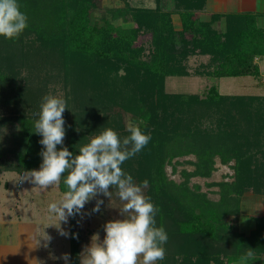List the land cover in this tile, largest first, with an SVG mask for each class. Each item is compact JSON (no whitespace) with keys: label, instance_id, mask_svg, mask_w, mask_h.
<instances>
[{"label":"trees","instance_id":"trees-1","mask_svg":"<svg viewBox=\"0 0 264 264\" xmlns=\"http://www.w3.org/2000/svg\"><path fill=\"white\" fill-rule=\"evenodd\" d=\"M117 1L102 9L101 0H17L28 26L15 41L0 36V173L39 170L34 113L43 96H61L63 146L74 155L106 128L122 139L129 121L151 135L121 167L137 184L148 180L142 191L159 209L155 226L168 241L157 264H235L248 248L257 260L247 264H264V215L248 216L247 232L239 227L242 198L264 200V97L222 95L214 85L202 96L165 90L168 77H258L264 33L249 14L227 15L215 29L221 18L198 17L205 0ZM193 56L207 61L191 73ZM215 158L233 162V180L210 184L218 188L213 201L190 179L208 178ZM184 164L193 170H181L180 182L168 177L166 167L175 174ZM58 187L67 191L63 177ZM76 216L70 264H79L83 241Z\"/></svg>","mask_w":264,"mask_h":264},{"label":"clouds","instance_id":"clouds-1","mask_svg":"<svg viewBox=\"0 0 264 264\" xmlns=\"http://www.w3.org/2000/svg\"><path fill=\"white\" fill-rule=\"evenodd\" d=\"M27 21L17 0H0V36L15 41L27 28ZM66 109L68 105L63 97L43 96L33 122V132L42 137L38 141L43 146L39 153L42 163L39 170L24 171L19 183L27 181L34 185L33 188L44 190L58 185L63 177L67 191L48 205V212L55 220L49 226L55 227L64 237H68L69 232L61 227V222L67 224L69 217L80 215L83 218L101 212L104 200L97 197L102 195L110 202L115 192L121 201L118 210L122 219L109 220L102 226L105 233L102 241L99 233L93 234L90 245L79 256L80 264H157L164 260L163 245L168 235L163 227L155 226L159 209L142 191L148 186V180L137 184L121 167L148 145L151 135L129 121L126 125L128 135L122 139L116 131L106 128L74 155L63 146L66 121L62 114ZM94 198L91 212H84L85 205ZM72 238L77 235L73 233ZM42 239L47 247L51 237L45 233ZM59 259L69 264L70 255L64 253ZM255 260L254 249L248 248L240 257V264Z\"/></svg>","mask_w":264,"mask_h":264},{"label":"rangeland","instance_id":"rangeland-1","mask_svg":"<svg viewBox=\"0 0 264 264\" xmlns=\"http://www.w3.org/2000/svg\"><path fill=\"white\" fill-rule=\"evenodd\" d=\"M130 1H133L135 6H154L153 0ZM118 3L117 0H101L100 6L103 9L106 6L118 5ZM176 23L177 21L174 19V24L177 25ZM206 61V57H190L188 60L189 71L193 73L198 65L205 64ZM212 85L217 87L222 95L264 97V85H261L257 77L225 78L216 81L209 77H197L191 74L188 77H168L165 80V90L168 93L202 96ZM2 132L6 134V131ZM184 160L194 161V157L179 159V161ZM232 164L231 161L228 165H223L218 158H215L214 171L211 175L208 178H191L190 185L199 186L201 193H206L210 200L216 201L218 200V188L210 184L232 182ZM181 170L192 171L193 167L186 164L178 166L175 174H172L170 168L166 167V174L172 180L180 182L179 172ZM21 176L14 172L0 173V264H24L19 262V259L25 256L26 264H34L37 258L40 264H64V261L59 258L64 253L69 254L70 239L69 236H61L55 227L49 226L55 223V220L48 212V205L59 200L63 193L58 185L40 190L33 188L34 185L27 181L19 183ZM97 198L104 200L101 212L85 215L83 218L80 215L76 216L75 227L81 231L83 239L80 254L85 247L90 245L93 234L99 233L100 240H103L105 233L102 226L107 221L122 219L118 210L121 207V201L116 198L115 192H113L110 202L107 197L102 195ZM242 199L244 200L240 202L239 206L243 217L240 218L239 227L240 230L247 232L252 225L248 216L264 215V200L262 197L251 198L249 194ZM94 205L95 198L85 205L83 211L91 212ZM61 227L70 233L69 219L67 224L61 222ZM45 233L51 237L47 247H44L45 242L42 239ZM54 260L56 263L53 262Z\"/></svg>","mask_w":264,"mask_h":264},{"label":"crops","instance_id":"crops-1","mask_svg":"<svg viewBox=\"0 0 264 264\" xmlns=\"http://www.w3.org/2000/svg\"><path fill=\"white\" fill-rule=\"evenodd\" d=\"M231 14L253 15L256 28L264 33V0H205L204 8L198 13V17L202 21H209L217 16L221 19L215 21L213 27L215 29H222L224 28V17ZM254 63L259 70V76L257 77L258 81L261 85H264V57H256ZM20 261L26 264V256L23 258L21 257L19 259V262ZM53 262H55V260ZM34 264H40L38 258L35 260Z\"/></svg>","mask_w":264,"mask_h":264}]
</instances>
